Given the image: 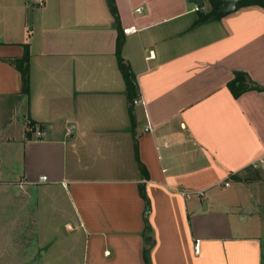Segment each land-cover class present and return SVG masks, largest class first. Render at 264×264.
Here are the masks:
<instances>
[{
	"label": "crops",
	"instance_id": "crops-1",
	"mask_svg": "<svg viewBox=\"0 0 264 264\" xmlns=\"http://www.w3.org/2000/svg\"><path fill=\"white\" fill-rule=\"evenodd\" d=\"M112 3L117 21L109 0H0L9 238L33 240L37 264H262L217 192L251 185L264 153V8L199 22L210 0ZM25 56L27 92L10 62Z\"/></svg>",
	"mask_w": 264,
	"mask_h": 264
},
{
	"label": "rangeland",
	"instance_id": "rangeland-1",
	"mask_svg": "<svg viewBox=\"0 0 264 264\" xmlns=\"http://www.w3.org/2000/svg\"><path fill=\"white\" fill-rule=\"evenodd\" d=\"M253 170L247 174L252 182L249 186H233L230 192H217L222 199L220 204L226 207L232 215L233 234L256 233L258 234L262 246V264H264V171ZM17 203H21V198H17ZM14 197L9 196V185H0V264H37L35 245L33 240L28 239V243L23 244L21 238H9V218L14 216ZM245 207L240 209V206ZM247 209L257 211L255 217L246 213L247 219L240 221L238 214ZM19 212V211H18ZM21 215V213H18ZM206 224L218 223V218H211V213L205 214ZM222 223V222H221ZM259 224V227L256 225ZM27 250L23 252L22 248Z\"/></svg>",
	"mask_w": 264,
	"mask_h": 264
},
{
	"label": "trees",
	"instance_id": "trees-1",
	"mask_svg": "<svg viewBox=\"0 0 264 264\" xmlns=\"http://www.w3.org/2000/svg\"><path fill=\"white\" fill-rule=\"evenodd\" d=\"M111 10L115 15V21H117L116 11L113 6L112 0H109ZM225 2L223 0H210L211 9L206 13L199 14V22L209 20L211 18H220L223 14L220 12ZM249 5H258L264 8V0H241L237 3V8L241 6H249ZM120 35L118 37V64L121 70V73L125 79L126 89H127V99L129 104L132 106L133 101L138 98L137 85L135 81V77L130 71L128 64L120 57ZM12 64L17 65L18 69L22 73L23 77V90L27 92L28 90V68H27V56H25L20 61H10ZM233 88H237L239 93L241 92L240 88L242 86V76L238 75L235 78V81L232 83Z\"/></svg>",
	"mask_w": 264,
	"mask_h": 264
},
{
	"label": "built area",
	"instance_id": "built-area-1",
	"mask_svg": "<svg viewBox=\"0 0 264 264\" xmlns=\"http://www.w3.org/2000/svg\"><path fill=\"white\" fill-rule=\"evenodd\" d=\"M198 10V8H197ZM141 9H137V12H140ZM135 31L134 28H130V29H125L124 32L125 33H129V32H133ZM142 101L140 99H135L134 100V103L135 104H139L141 103ZM40 137V133L39 132H36V138ZM249 167L255 171H259V170H262L264 171V153L258 157L257 159H255L254 161H252L250 164H249ZM47 181V177L46 176H43V177H40L39 178V182H46ZM225 185L227 186L228 183H225Z\"/></svg>",
	"mask_w": 264,
	"mask_h": 264
},
{
	"label": "water",
	"instance_id": "water-1",
	"mask_svg": "<svg viewBox=\"0 0 264 264\" xmlns=\"http://www.w3.org/2000/svg\"><path fill=\"white\" fill-rule=\"evenodd\" d=\"M187 1L190 3H194L198 9L203 7V0H187ZM223 1L225 2V4L220 10V12L222 14H228L235 11L237 3L241 0H223ZM150 243H151V238L149 236L145 237V244L148 245Z\"/></svg>",
	"mask_w": 264,
	"mask_h": 264
}]
</instances>
